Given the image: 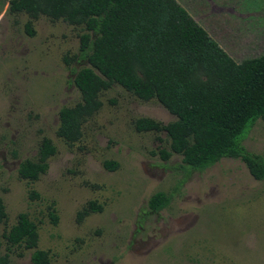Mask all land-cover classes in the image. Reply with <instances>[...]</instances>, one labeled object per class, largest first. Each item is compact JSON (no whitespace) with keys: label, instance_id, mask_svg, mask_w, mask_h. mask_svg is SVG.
<instances>
[{"label":"rangeland","instance_id":"obj_1","mask_svg":"<svg viewBox=\"0 0 264 264\" xmlns=\"http://www.w3.org/2000/svg\"><path fill=\"white\" fill-rule=\"evenodd\" d=\"M8 1L0 0V200L6 215L0 264H33L35 250L47 252L48 264H264V181L254 180L239 159L223 158L201 171L178 155L163 160L165 132L134 128L140 118L162 125L175 120L156 101L142 102L112 85L100 94L101 107L78 142L66 145L56 137L59 110L81 101L73 78L87 64L64 58L78 55L83 31L11 13ZM176 1L236 62L264 52V0ZM45 137L57 148L46 173L35 182L19 179L20 163L35 161ZM242 145L264 160L263 121ZM159 192L168 204L151 211L147 202ZM89 202L102 211L77 222ZM19 214L36 225L35 249L4 238Z\"/></svg>","mask_w":264,"mask_h":264},{"label":"trees","instance_id":"obj_2","mask_svg":"<svg viewBox=\"0 0 264 264\" xmlns=\"http://www.w3.org/2000/svg\"><path fill=\"white\" fill-rule=\"evenodd\" d=\"M7 11L31 20H61L83 31L78 55L64 58L87 64L73 78L81 101L58 112L55 134L64 144L81 139L83 125L101 107L100 94L118 85L142 102L156 101L175 117L166 125L149 118L134 123L140 133L165 132L169 151L159 152L163 160L178 155L190 169L201 171L223 158L239 159L254 180L264 181L263 158L242 145L248 130L258 120L264 122V52L236 62L176 0H9ZM25 28L34 35L30 21ZM56 153L52 141L43 138L35 161L20 163L19 179L37 181ZM167 204L161 192L147 202L155 212ZM101 211L89 202L77 213V222ZM5 218L0 200V222ZM35 227L19 214L4 238L9 245L35 249ZM31 261L48 264L47 252L33 251Z\"/></svg>","mask_w":264,"mask_h":264},{"label":"crops","instance_id":"obj_3","mask_svg":"<svg viewBox=\"0 0 264 264\" xmlns=\"http://www.w3.org/2000/svg\"><path fill=\"white\" fill-rule=\"evenodd\" d=\"M191 16V15H190ZM192 17V16H191ZM202 27V26H201ZM203 28V27H202ZM205 30V29H204ZM206 31V30H205ZM207 32V31H206ZM208 33V32H207ZM216 41V40H215ZM217 42V41H216ZM218 43V42H217ZM228 54V53H227ZM229 55V54H228Z\"/></svg>","mask_w":264,"mask_h":264}]
</instances>
